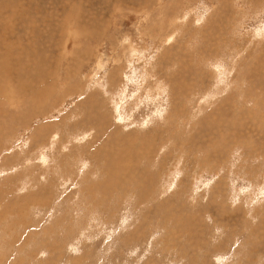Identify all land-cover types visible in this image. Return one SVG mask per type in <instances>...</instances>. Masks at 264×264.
Masks as SVG:
<instances>
[{"label": "rangeland", "instance_id": "obj_1", "mask_svg": "<svg viewBox=\"0 0 264 264\" xmlns=\"http://www.w3.org/2000/svg\"><path fill=\"white\" fill-rule=\"evenodd\" d=\"M0 69V264H264V0H0Z\"/></svg>", "mask_w": 264, "mask_h": 264}, {"label": "bare ground", "instance_id": "obj_2", "mask_svg": "<svg viewBox=\"0 0 264 264\" xmlns=\"http://www.w3.org/2000/svg\"><path fill=\"white\" fill-rule=\"evenodd\" d=\"M69 17H70V16H69ZM129 56H136V57L140 60V58L138 57L139 55L135 54L134 51H133V49H131V51H130L128 54H126V58H129ZM99 63H100V61H99ZM99 63L97 62L98 66L100 67V64H99ZM99 67H98V68H99ZM0 70H1L2 73H4V72H3V71H4L3 69H0ZM95 72H96V71H95ZM21 73H22V72H21ZM7 78H9V77H7ZM3 81H4V80H3ZM7 81H8V80H7ZM98 81H99V80H98ZM5 82H6V81H4V83H5ZM8 82H9V81H8ZM8 82H7V83H8ZM102 86H103V85H102ZM7 88H8V87H7ZM2 91H4V90H3V87L1 86V87H0V92H2ZM0 95H1V93H0ZM43 97H44V96H43ZM120 97H121V96H120ZM8 99H9V97H8ZM122 100H123V99H122ZM157 100H158V99H157ZM120 101H121V98H120V100L118 101V103L116 102V104H117L116 107H114L115 110H116V112H117L118 114L120 113V103H119ZM113 103H114V102H113ZM5 104H6V103H5ZM7 105H8V104H7ZM10 105H11V104H10ZM162 111H163V109H162ZM122 115H123V114L121 113V116H122ZM119 118H120V117H119ZM40 155H41V154H40ZM40 155H39V156H40Z\"/></svg>", "mask_w": 264, "mask_h": 264}]
</instances>
